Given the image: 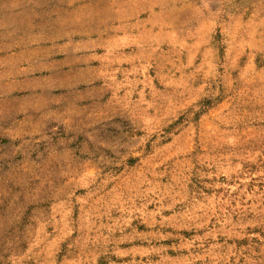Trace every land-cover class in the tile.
Returning a JSON list of instances; mask_svg holds the SVG:
<instances>
[{"label":"rangeland","instance_id":"obj_1","mask_svg":"<svg viewBox=\"0 0 264 264\" xmlns=\"http://www.w3.org/2000/svg\"><path fill=\"white\" fill-rule=\"evenodd\" d=\"M0 264H264V0H0Z\"/></svg>","mask_w":264,"mask_h":264}]
</instances>
